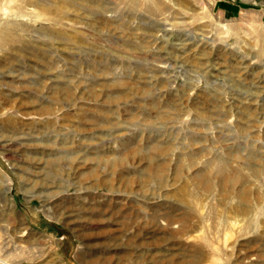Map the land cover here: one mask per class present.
Listing matches in <instances>:
<instances>
[{"label": "rangeland", "instance_id": "rangeland-1", "mask_svg": "<svg viewBox=\"0 0 264 264\" xmlns=\"http://www.w3.org/2000/svg\"><path fill=\"white\" fill-rule=\"evenodd\" d=\"M0 222V264H264V0H0Z\"/></svg>", "mask_w": 264, "mask_h": 264}, {"label": "crops", "instance_id": "crops-1", "mask_svg": "<svg viewBox=\"0 0 264 264\" xmlns=\"http://www.w3.org/2000/svg\"><path fill=\"white\" fill-rule=\"evenodd\" d=\"M7 233H6V224L3 222H0V248L1 251H7L8 247L6 245L7 243Z\"/></svg>", "mask_w": 264, "mask_h": 264}, {"label": "bare ground", "instance_id": "bare-ground-1", "mask_svg": "<svg viewBox=\"0 0 264 264\" xmlns=\"http://www.w3.org/2000/svg\"><path fill=\"white\" fill-rule=\"evenodd\" d=\"M5 38V37H4ZM1 41H4V39H1ZM219 172V171H218Z\"/></svg>", "mask_w": 264, "mask_h": 264}]
</instances>
